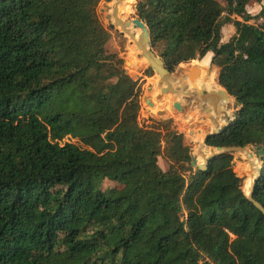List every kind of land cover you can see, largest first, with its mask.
I'll return each instance as SVG.
<instances>
[{"label": "trees", "instance_id": "16d2710c", "mask_svg": "<svg viewBox=\"0 0 264 264\" xmlns=\"http://www.w3.org/2000/svg\"><path fill=\"white\" fill-rule=\"evenodd\" d=\"M224 1L136 8L171 71L213 51L236 109L205 143L255 149L252 199L233 152L194 166L182 132L140 122L100 0H0V264H264V6Z\"/></svg>", "mask_w": 264, "mask_h": 264}, {"label": "rangeland", "instance_id": "374dc122", "mask_svg": "<svg viewBox=\"0 0 264 264\" xmlns=\"http://www.w3.org/2000/svg\"><path fill=\"white\" fill-rule=\"evenodd\" d=\"M222 3H225L224 0H219ZM136 2L137 0H100L98 5V14L103 22L104 26L110 31L111 38L108 42V49L113 52H117L121 57L124 58V67L127 69L129 74L136 80H139L141 83H143V91L141 95V111H140V122L144 124H151L154 121H162L166 123L170 128H173L175 130H178L179 132H182L184 134L185 142L189 144L192 148V155L193 158H197V161L199 165H202L203 162L206 163V159L208 156H210L212 153L216 152L215 149L209 147L205 143V135L209 131H215L218 129L216 126V129L206 130L202 135L201 127L206 125L205 123H201V119L208 120L210 117H206L202 113H200L196 109H192L190 105H187L185 102L178 101L179 104H174L176 100V92L172 91H165V94H170L173 98L171 101L165 100L166 98L160 99L161 95L157 93V97L155 95L152 98H149L148 94L151 92V90L148 89V84L153 83L155 79H158L157 72L154 70V74L152 76H148L145 74V71L150 67L151 62L147 64H140L137 60H135L132 56L131 50L132 47L138 46L136 43V39L134 38L130 39L129 35L127 34L129 30H133V26L135 24H140L138 22H135L130 27H120L121 30H124L125 33H122L119 28H117V22L114 18V7L117 3L119 4L118 9V19L122 20L125 23L133 21V19L138 18L137 15V8H136ZM134 3V5H133ZM256 3V2H255ZM253 3L249 4V12L252 15H256L257 13L254 12ZM261 19H252L251 23H260ZM111 23L115 24V27H111ZM236 31V28L233 24L226 23L222 27V38L224 40H228L232 35H234ZM142 31L140 34V39L142 37ZM147 50V49H146ZM212 53V50H208L205 55H208L207 53ZM143 53V51H142ZM141 53V54H142ZM140 55V54H139ZM142 57V56H139ZM204 55V56H205ZM210 57V55H208ZM162 60V58L160 57ZM129 60L130 64H127L126 61ZM136 65H135V63ZM163 63L166 65L165 60L163 59ZM140 67V68H139ZM205 64L201 63V59H192L190 63L182 66L178 69L175 67L174 71L172 72L173 75L178 77L179 71H186V73L192 72V77L186 76L183 80V82H186L185 89L191 92V98L192 99H198L199 106L202 107L206 113L216 114L223 120L227 122V120L230 118L231 114L235 111V102H233L231 99H226L223 94L225 93L224 87H222L218 81L217 76L219 69L216 66H213L212 60H209V64L207 63L206 69L204 68ZM205 78V79H204ZM200 81L199 84H195L197 87L196 90L192 91L189 89V81L197 82ZM204 79V86L203 84ZM204 88V89H203ZM154 89V92L160 90ZM216 94V96H213ZM166 97V95H165ZM151 102V103H149ZM225 99V101H224ZM204 101V102H203ZM222 103L220 105L219 103ZM171 104V107L174 108V111H163L159 112L157 109H164L165 105ZM207 104V105H205ZM209 109V110H207ZM218 114H217V112ZM215 120L216 118L213 117ZM217 121V120H216ZM225 121L222 125L225 124ZM192 133L194 138L191 137L188 132ZM71 141H76V139L73 138H67ZM202 145V148H201ZM234 153V168L238 175L242 177V186L243 190L245 192L246 186L250 182V175H251V167H252V160L255 161V163L260 165L262 164V158L259 157L255 153V149L250 147H244L242 149H236L231 151ZM159 165L162 167V169L166 170L169 167V162L163 157L160 156L158 159ZM115 185V182L110 180H105L102 184L103 188L112 187ZM250 185V184H249ZM246 193V192H245Z\"/></svg>", "mask_w": 264, "mask_h": 264}, {"label": "bare ground", "instance_id": "6f19581e", "mask_svg": "<svg viewBox=\"0 0 264 264\" xmlns=\"http://www.w3.org/2000/svg\"><path fill=\"white\" fill-rule=\"evenodd\" d=\"M119 4L120 3H117L116 6L114 7V18L116 19V22H117V28H119L121 30L120 27H130L135 23V21L125 23L122 20L118 19ZM116 12H117V15H115ZM141 31L143 33H142V37L140 39ZM121 32L125 33L124 30H121ZM127 34L129 35L130 39L139 38V39L135 40L138 46L132 47L131 53H132L133 58L135 60H137L140 64H147L149 62H151V64H153V63L161 64L163 62V60H161L158 56L151 54V51H150L148 46H146L145 51L148 53V55L154 56V59L156 61L153 62L148 57H145V56L138 58V55L142 53V49L140 47V44L143 43V37H144V31H143L141 25L139 26L138 24H135L133 26V30H129V32ZM156 72L159 76H157L158 79H155L152 83L153 89L148 94L149 98H152L154 95H155V97H157V93H159L161 95L160 99L166 98L165 100L171 101V99L173 97L170 94L169 95L165 94L164 92L169 90V91H172L174 93L177 91V95H176L177 101H180L183 103L185 102L187 105H190V107L192 109L198 110L200 113H202L206 117H211V115H212L211 113H209V114L206 113V111L202 107L199 106L198 99L194 100L191 98V92L188 90V88H187V90L185 89L186 88L185 87L186 82H183V80L181 81V79H184L186 76L192 77V75H193L192 72L186 73V71H179L178 75H177L178 77H176L175 75H169L168 76L164 72H161L159 70H156ZM200 81H201V79L197 82L189 81L188 82L189 89H191L192 91L196 90L197 87H195V84H199ZM160 87H161L160 90L154 92V89H159ZM165 95H166V97H165ZM228 100H230V99H228ZM224 101H225V99H224ZM171 104L172 103L165 105L164 109H157V110L159 112L174 111L175 109L171 107ZM205 105H207V104H205ZM201 123L206 124V125L201 127L200 132L202 133V135H204L203 133L206 130L216 129V126H217V122L213 117L209 118L208 120L201 119ZM218 125H219L218 129L222 127V122H221V120H219V118H218ZM217 130H215V131H217ZM215 131H209V132H215ZM209 132H207V133H209ZM201 148H202V145H201ZM202 165H203V167H205L206 163L203 162ZM260 167H261V165H259V164L257 165L255 163V161L252 160L251 175L249 176L250 177V182H249L250 185L248 184L246 186L247 187L245 190L246 194L250 193V191L253 187L254 178L257 176V174L260 170Z\"/></svg>", "mask_w": 264, "mask_h": 264}, {"label": "water", "instance_id": "95a60500", "mask_svg": "<svg viewBox=\"0 0 264 264\" xmlns=\"http://www.w3.org/2000/svg\"><path fill=\"white\" fill-rule=\"evenodd\" d=\"M115 15H117V12L115 13ZM133 21L138 22V23L141 25V27H142V29H143V31H144L143 43L140 44V47H141L143 53L140 54L139 56L144 55L145 57H148L151 61L155 62L156 60L154 59V56H150V55H148V53L145 51L146 46H148L149 49H150V51H151V54L156 55V53H154V52L151 50V47H150V32H149L148 27H147V26L145 25V23H144L141 19H139V18L133 19ZM110 26H111V27H115V24L111 23ZM156 56H157V55H156ZM158 57H159V56H158ZM159 58H160V57H159ZM198 59H202V58H198ZM126 63L131 65V63H130L129 60H127ZM150 66H151L155 71H156V70H159V71H161V72H164V73H165L166 75H168V76H169V75H173V73H172L173 71H171L170 69H168V68L166 67V65H165L163 62H162L161 64L153 63V64H150ZM181 67H182V66H179L178 69L181 68ZM139 68H140V67H139ZM178 69H177V71H178ZM147 87H148L149 90H152V89H153V85H152L151 83H149ZM223 96H224L226 99H230V98H231V96L227 93V91H225V93L223 94ZM147 101H148V99H147ZM148 102H149V101H148ZM149 103H151V102H149ZM174 104L177 105V104H179V103H178V101H175ZM207 110H209V109H207ZM222 131H223V127L219 128V129H218L217 131H215V132H209V133H207L206 136H205V140H206V138H207L209 135H211V134H217V133H220V132H222ZM242 148H244V147H224V148H217V149H216V152L212 153L210 156L207 157L205 167H203V165H199V163H198V161H197V158H193V160H192V165H194V166H199V167H201V168H206L207 163L209 162L210 158H212L216 153H218V152H223V151H233V150H236V149H242ZM259 152H260V154H262V150H260ZM261 167H262V165H261ZM261 167H260V170H259L257 176L254 178V181H253V187H252L250 193H249V194H246V193H245V194H246L249 198H251V199H252V190H253L254 185H255V183H256L257 177H258V175H259V173H260V171H261ZM255 203H256V204L258 205V207L264 212V208L262 207V205H260V204L257 203V202H255Z\"/></svg>", "mask_w": 264, "mask_h": 264}, {"label": "crops", "instance_id": "0c3cea01", "mask_svg": "<svg viewBox=\"0 0 264 264\" xmlns=\"http://www.w3.org/2000/svg\"><path fill=\"white\" fill-rule=\"evenodd\" d=\"M254 5H253V8H254V12L255 13H259V11L262 9V7L264 6V0L262 1V2H260V3H258V2H252ZM249 8V5L247 6V9ZM249 11V10H248ZM225 41H227V40H224L223 38H222V42H225ZM208 55H210V57L208 56V55H205L202 59H201V63L203 64V62H204V64H205V69H206V65H207V63L209 64V60L211 59L212 60V56H213V52L212 53H210V52H208L207 53ZM213 66H215V65H213ZM218 68V67H217ZM196 87V86H195ZM212 117H215L216 118V122H217V127H218V116L216 115V114H212L211 115V117L210 118H212Z\"/></svg>", "mask_w": 264, "mask_h": 264}, {"label": "built area", "instance_id": "2783aa9c", "mask_svg": "<svg viewBox=\"0 0 264 264\" xmlns=\"http://www.w3.org/2000/svg\"><path fill=\"white\" fill-rule=\"evenodd\" d=\"M262 20V18H260Z\"/></svg>", "mask_w": 264, "mask_h": 264}]
</instances>
